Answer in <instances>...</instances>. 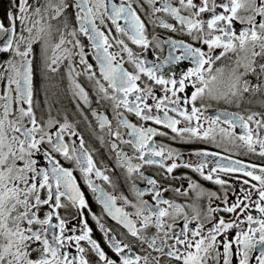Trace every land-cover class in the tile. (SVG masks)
I'll use <instances>...</instances> for the list:
<instances>
[{
    "label": "snow or ice",
    "instance_id": "snow-or-ice-1",
    "mask_svg": "<svg viewBox=\"0 0 264 264\" xmlns=\"http://www.w3.org/2000/svg\"><path fill=\"white\" fill-rule=\"evenodd\" d=\"M6 18L7 24L0 20V54L8 56L0 61V264H264V163L235 158L243 152L264 160V113L208 114L213 101L239 105L246 93L264 92V0H12ZM158 27L190 40L162 38ZM37 44L46 72L58 73L68 61L77 108L83 113L86 106L99 129H107L134 199L94 182L93 176L112 184L75 122L50 112L38 118ZM165 45L164 59L146 55ZM182 61L191 66L167 75L166 66ZM249 75L259 82L251 84ZM80 77L98 105L111 107L115 125L92 107ZM158 136L214 144L219 151L196 149L186 158ZM145 166L172 179H181L172 176L175 170L190 169L223 191L206 190L187 176L186 189L165 187L141 171ZM77 172L124 231L114 232L91 211ZM231 177L239 189L231 187ZM136 178L148 187H137ZM169 191L193 192L206 207L167 199ZM69 208L76 209L71 219L61 215ZM85 210L106 245L93 238Z\"/></svg>",
    "mask_w": 264,
    "mask_h": 264
},
{
    "label": "flooded vegetation",
    "instance_id": "flooded-vegetation-1",
    "mask_svg": "<svg viewBox=\"0 0 264 264\" xmlns=\"http://www.w3.org/2000/svg\"><path fill=\"white\" fill-rule=\"evenodd\" d=\"M12 7V0H0V20H3L5 24L8 23L6 14ZM161 18L167 22H173L167 14H159ZM146 19V23H149V31L152 30L150 22ZM239 27V25H237ZM156 32L162 38H175V39H183L185 41H189L190 37L186 33L176 32L173 33L170 30H165L162 27H158L155 29ZM87 43L86 39L84 41ZM134 50L139 51V49L135 46ZM219 51V50H217ZM150 60H155L158 56L161 60L167 56V46L165 45V50L163 52H149L146 53ZM8 59L7 54H0V61H4ZM44 54L42 51V46L37 44L34 46V108L37 112L38 118L47 119L49 112L51 115L57 119H62L64 116H67L71 121L77 124L78 130L84 135L86 141V147L90 152L93 153V158L97 162V165L103 169H108L107 174L111 177L112 184L103 181L100 178H96L93 176L94 182L101 187H103L106 191L113 193L115 195H124L129 199H134V192L131 187V181L126 177L125 170L120 168L117 164L116 158L112 151L109 149V137L107 135V129L103 132L98 127V122L95 116H92L86 106L85 111L83 113L80 112V109L77 108V104L79 103L73 97V85L71 78L67 75V63L60 67V71L58 73L52 74L46 72L44 70L43 65ZM91 60L94 61V57H91ZM228 63V61H225ZM128 67V65H125ZM186 66H191L189 62L182 61L180 64H172L166 66L167 75H171L175 72L177 75L185 70ZM251 84H255L258 81L255 75H249L247 77ZM78 82L83 84L87 90L90 91V96L93 99V108H97L100 113L108 115L109 119H113V125H115V120L113 118L112 109L110 106L106 107L104 104H97L95 102L96 96L95 92L92 90L91 85L84 80L83 77L78 78ZM228 110L232 112H240L241 114H246L249 111L261 112L264 113V92L261 93H253V94H245L243 102L239 105L229 104L223 101H213L211 102V107L208 109L209 115L216 114L217 111ZM129 115V119L134 121V117ZM155 126V125H153ZM166 130V129H165ZM237 131H240L237 129ZM100 136L104 137V140L101 141L99 139ZM127 138V137H126ZM158 143L169 144L171 147L179 150L180 152L185 153L187 158L188 153L201 148H206L212 151H219L214 144H208L204 142H193L191 144H187L180 141H171L165 137H156ZM125 152L129 155L132 154V150L127 145H121ZM235 158L262 164L264 160L259 158L258 156L247 155L243 152L238 153ZM134 163L138 161H133ZM146 176L154 177L159 180L161 184L165 187L169 185L173 187H179L181 185L184 188H187L189 183L188 179L182 177H190L191 180L197 181L204 189L216 192H222L223 189L221 186L214 184L213 182L206 181L201 177L198 173H194L190 169L180 168L174 171L172 176L181 177V179H172L171 177H165L162 170L157 166H145V168L141 169ZM77 176V180L80 183L81 189L85 192L86 199L89 202V207L91 211L96 213L101 217V221L106 224L107 227L113 228L114 232H122L124 231L122 226H119L116 221H114L111 217L107 216L106 213L103 212L102 205L96 199V194H94L91 189H89L84 182L83 176L77 172L75 173ZM231 187L234 189H239L241 184L235 177H231ZM136 186L139 188L148 187L146 182L143 179L136 178L135 179ZM231 190V189H230ZM164 197L167 199H175L179 203H196L199 205L201 209L206 207L207 201L205 199L196 200L195 193L189 192L188 197L177 196L175 192L169 191L164 193ZM151 201V196L146 195L144 197ZM231 200L232 197L230 196ZM118 205L121 204V201L117 202ZM127 211H133L131 208H127ZM44 210L41 211L40 215L43 216ZM76 214L75 208H69L67 210L62 209L61 215L67 216L71 219ZM84 215L88 218L89 225L93 228V238L99 241L102 246L106 245V239L103 237L102 232L100 231L96 221L92 219L91 213L85 210ZM221 215H225L221 213ZM227 218V217H226ZM73 225L78 224L76 220L72 221ZM85 247L87 245L85 244ZM105 250L108 251V248L105 247ZM70 251L75 252V249L72 248ZM111 255V252H109ZM235 264V259H234Z\"/></svg>",
    "mask_w": 264,
    "mask_h": 264
}]
</instances>
